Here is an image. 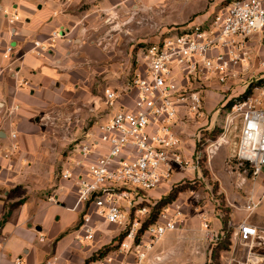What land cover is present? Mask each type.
Here are the masks:
<instances>
[{"label":"built area","instance_id":"built-area-1","mask_svg":"<svg viewBox=\"0 0 264 264\" xmlns=\"http://www.w3.org/2000/svg\"><path fill=\"white\" fill-rule=\"evenodd\" d=\"M260 31H264V0H229L209 18L174 32H161L142 47L141 66L134 70L127 87L121 93L104 90L106 107L114 108L119 101L118 106L107 119L84 132L79 144H75L79 155L68 157L67 167L60 171L62 179L73 180L76 185L73 209L80 215L76 239L93 241L102 224H113L122 234L104 256L95 260L97 264H109L113 256L132 258L119 264H156L160 260V256L151 255L153 248L167 232L178 227L181 211L176 204L173 213L163 207L156 221L140 232L149 215V204L154 203L146 192L165 187L173 171L183 178L187 171L199 170L204 157L209 163L236 122L240 132L226 166L235 165L245 175L246 168H250L252 180L264 176V83L252 85L246 96H242L244 92L232 96L227 107L226 103L217 104L214 109L224 112L221 137L215 141L202 135L196 138L201 148L194 149L190 157L185 155L175 130L178 121L197 128L208 124L205 92L227 85L234 77V64H249V39ZM65 35L54 30L44 41L33 40L31 50L45 56L56 39ZM11 49L6 47L5 56ZM259 64L264 67V60ZM16 148V144L11 145L12 150ZM10 155L6 151L3 157L9 159ZM133 186L138 190H132ZM49 199L54 201L53 196ZM256 206L257 201L249 195L244 211L250 214ZM202 228L207 240H218L220 235L206 221ZM234 234L250 248L264 246V230L245 220L237 225ZM41 264L58 262L51 257ZM238 264L264 261L248 254L246 261Z\"/></svg>","mask_w":264,"mask_h":264},{"label":"crops","instance_id":"crops-1","mask_svg":"<svg viewBox=\"0 0 264 264\" xmlns=\"http://www.w3.org/2000/svg\"><path fill=\"white\" fill-rule=\"evenodd\" d=\"M130 1L0 0V166L3 167L0 172V264H14L16 260L20 264H41L51 257H56L58 264H97L90 257L104 244L102 240L108 235L104 227L113 224L98 225L99 231L93 241L76 239L74 230L80 217L73 209L76 185L73 180L60 177V163L65 156L59 157L49 151L50 139L45 137L37 120L38 115L59 100L61 92L70 86V40L85 12H110L111 7L117 12ZM54 30L64 32L65 37L57 38L45 56L36 55L31 50L32 41H44ZM7 46L12 49L5 56ZM216 95L212 90L205 92L206 115L216 107ZM206 123L204 120L203 124ZM206 127L180 128L182 136L176 130L185 140L182 147L186 156L195 149L196 131L202 135ZM230 141L227 143L231 145L228 156L235 147ZM12 144L17 148L12 150ZM6 151L11 153L9 159L3 157ZM228 168L224 167L226 177L239 190V178L244 175ZM211 175L218 178L215 173ZM218 181V191L225 195L230 208L231 226L236 229L245 220L264 230V206H261L264 176H257L252 187L244 186V192L239 190V195L231 192L228 195V189ZM249 195L257 201V206L247 214L244 205ZM50 196L54 201H50ZM251 215L254 216L250 218ZM216 222V225L210 224L211 229L220 235L221 223ZM117 234H109L107 242ZM154 249L155 246L151 255ZM248 254L264 261V246L238 245L222 255V264H229L232 256L247 259ZM113 259L109 264L132 260L130 256H113Z\"/></svg>","mask_w":264,"mask_h":264},{"label":"rangeland","instance_id":"rangeland-1","mask_svg":"<svg viewBox=\"0 0 264 264\" xmlns=\"http://www.w3.org/2000/svg\"><path fill=\"white\" fill-rule=\"evenodd\" d=\"M228 1L132 0L117 12L114 7L109 8L112 9L110 12H85L79 25L72 31L75 40L73 38L70 40V65L68 67L70 68V86L61 92L59 100L38 115L37 120L45 137L50 139L47 145L49 151H54L51 153L58 154L59 157L67 158L60 163L62 169L67 167L68 157H75L77 153L79 155V148L75 144H79L84 132L94 128L97 122L107 119L118 106L119 101L116 102L114 108L106 107L104 90L110 88L121 93L127 87L134 70L141 66L142 47L155 40L161 32L167 30L174 32L179 27L193 21L209 18L215 10ZM249 45L251 47L249 64L241 62L234 64V77L227 85L219 90H214V87L207 89L217 94L215 106L228 104L232 96L241 95L250 85L252 87L257 83H264V67L259 64L261 60H264V31L253 34L249 39ZM208 114L206 117L209 116L207 117L209 121L206 131H202V137L215 141L221 137L223 132L224 112L214 109ZM184 127H187L186 123L178 121L175 130L179 131L182 136L183 131L180 128ZM239 132V125L236 122L233 127L229 128L226 142H221L215 157H212L209 163L205 162L206 157H204L200 169L187 171L183 178L178 171H173L171 181L165 187L146 192L155 204L163 200L172 189L175 195L173 202L165 206L169 212L173 213L176 204L179 205L181 211L179 214L181 222L178 223V227L167 232L155 245L153 255L160 256L156 264H210L211 251L218 240L209 241L205 238L202 223L206 221L211 229L210 224L213 222L216 225V221L219 220L222 228V220L225 216H228L227 225L232 230L229 237L230 247L221 252L220 264L224 262L222 259L224 253L235 250L238 245H243L234 234L236 229L229 225L230 208L226 204L225 195L218 191V180L222 181L225 189H228V195L230 192L239 195V190L244 192V186L252 187L250 168H246L247 175H245L237 166L231 168L225 166L231 146L227 143L231 140L230 142L233 141L236 144ZM179 134L177 133L178 136ZM195 134L193 139L196 143L195 149H198L201 146L196 142V138L201 137V132L196 131ZM181 136L179 138L182 146L185 140ZM224 167L233 171L239 170V173L244 175L239 178V190L229 182ZM213 173L217 175L218 180L211 175ZM176 184L181 185L175 188ZM136 187L138 186H133L131 189L138 190ZM261 206H264V199ZM150 207L149 212L152 210ZM253 216L251 215L250 218ZM192 220H195L194 224ZM104 228L108 235L115 232L118 234L108 242L109 236H105L101 248L111 246L119 240L120 236V229L117 226ZM172 233L174 235L170 236ZM230 259L229 264L246 261L240 256H232ZM144 264L149 263L144 262Z\"/></svg>","mask_w":264,"mask_h":264},{"label":"trees","instance_id":"trees-1","mask_svg":"<svg viewBox=\"0 0 264 264\" xmlns=\"http://www.w3.org/2000/svg\"><path fill=\"white\" fill-rule=\"evenodd\" d=\"M250 92H251V85L242 94V96H246ZM230 102L231 101H229V103L226 104L225 106L227 107V105H229ZM175 183H178V182H175ZM178 185H181V184H176V185H174V187L176 188ZM173 192L174 191H172V189H171L169 191V194L165 198H163V200L161 199L158 202H156L155 204L154 203L149 204V207L151 206L152 210H151V212H149V215L145 219V221H143L142 228H141L140 232H142L147 227L148 224H151V223L156 221V217H157L158 213L160 212V210L165 205L173 202V199L175 197ZM227 222H228V216H225V218H223V220H222V228H221L222 234H221V236H219L216 246L211 251L210 264L211 263L212 264H220L219 258H220L221 252L228 250L230 247V238L229 237H230V232L232 229L230 227H228ZM121 237H122V234H120L119 239ZM108 250H110L109 246H107V247L105 246L104 248H100L97 253H95L93 256L90 257V260L94 261V260L104 256Z\"/></svg>","mask_w":264,"mask_h":264}]
</instances>
